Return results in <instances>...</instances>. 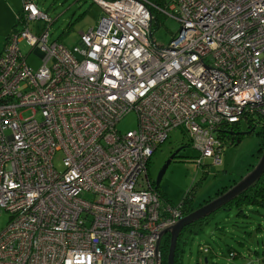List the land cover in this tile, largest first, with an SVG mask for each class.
<instances>
[{"label":"built area","instance_id":"1","mask_svg":"<svg viewBox=\"0 0 264 264\" xmlns=\"http://www.w3.org/2000/svg\"><path fill=\"white\" fill-rule=\"evenodd\" d=\"M21 1L0 53V264H160L159 235L184 214L148 163L187 127L208 173L216 130L264 120V0H94L102 16L72 48ZM154 12L180 23L166 45L152 40ZM130 111L138 126L121 132Z\"/></svg>","mask_w":264,"mask_h":264},{"label":"rangeland","instance_id":"2","mask_svg":"<svg viewBox=\"0 0 264 264\" xmlns=\"http://www.w3.org/2000/svg\"><path fill=\"white\" fill-rule=\"evenodd\" d=\"M37 8L45 12L52 20L48 27L50 40H59L67 48L79 44L80 32H86L96 26L102 16L101 7L94 0H34ZM21 0H0V45L4 42L5 32L12 30L14 18L12 9H19ZM15 7V8H14ZM159 27L153 31L152 40L166 45L178 31L180 23L166 14L161 15ZM21 52L27 55V63L36 71L41 65V58L30 52L29 45L19 43ZM24 117L32 115L30 110L22 112ZM39 117V115H37ZM137 115L134 111L126 113L117 123L121 132L137 128ZM256 131L245 135L237 144L223 147L221 164L210 172L197 163L198 151L193 147L191 133L187 127L172 129L168 138L153 152L148 166L151 180L156 179L162 166L175 153L165 169L159 183L168 202L178 206L190 188L198 183L195 201L201 202L212 195L229 180L244 173L249 164L255 162L254 153L259 144ZM57 167L61 163L56 159ZM206 158L202 163H209ZM256 163V162H255ZM84 198L91 199L89 193ZM8 221V214H0V232ZM206 247L207 252L201 248ZM231 251V253H229ZM179 264H264V209L244 207L243 214H238L234 205L218 210L212 218L187 235Z\"/></svg>","mask_w":264,"mask_h":264},{"label":"trees","instance_id":"3","mask_svg":"<svg viewBox=\"0 0 264 264\" xmlns=\"http://www.w3.org/2000/svg\"><path fill=\"white\" fill-rule=\"evenodd\" d=\"M156 3L162 4L163 0H153ZM21 10V8H20ZM20 10L17 11L16 15L20 13ZM161 15H163L160 12H154V18L151 23V32L159 27V20L161 19ZM52 23V22H51ZM16 25V18L14 21V26ZM12 26V28H14ZM11 32V31H10ZM9 32V33H10ZM8 33V35H9ZM7 35V36H8ZM7 38V37H6ZM261 124L259 130L256 132V134L259 136V144L257 147V150L254 153L255 161L259 158V156L262 153V150H264V120H256L254 118H246L243 122H237V123H231V124H224L221 128L216 130V136L222 140L224 146L231 145V144H237L245 135H249L251 133H254L256 131L257 126ZM149 166V163H148ZM252 166V165H251ZM250 166V167H251ZM204 170V169H203ZM206 172V171H205ZM241 178V175H239L237 178L231 179L226 185L221 186L219 189L216 190L215 193L212 195L206 197L201 202H195V192L198 185V183H195L190 190L185 194L182 201L180 202V205L182 206V212L183 214H187L191 212L193 209L198 207L202 204V202L209 200L216 195L222 193L225 191L228 187H230L232 184H234L237 180ZM153 185L156 189V191L159 193V195L167 201V198L163 194L162 191L159 190V186H155V181L152 180ZM236 206L238 208V214H243V208L244 207H256L260 209H264V174L261 175V177L258 179V181L250 188H248L246 191L238 195L234 200L227 203L225 206H223L220 209L228 208L230 206ZM218 209V210H220ZM217 210V211H218ZM216 211V212H217ZM215 213V212H214ZM214 213L210 214L209 216L199 219L187 226H185L180 234L179 238L177 240V246L175 250V257H174V264L180 263V253L182 251V245L185 242V239L187 235L194 232V230L199 229L203 223L208 222ZM170 235L167 233L161 240L159 251H160V264H166L167 262V253H168V247L170 242ZM231 253V251H229Z\"/></svg>","mask_w":264,"mask_h":264},{"label":"water","instance_id":"4","mask_svg":"<svg viewBox=\"0 0 264 264\" xmlns=\"http://www.w3.org/2000/svg\"><path fill=\"white\" fill-rule=\"evenodd\" d=\"M174 156L175 153L172 154L171 157L162 166L160 172L158 173L155 179V186H159L162 175L165 169L167 168L168 164L170 163L171 159L174 158ZM262 174H264V150H262L261 155L257 159L256 163L253 165L251 170L241 176V178L237 180L234 184H232L222 193L216 195L215 197L209 200H206L204 203L193 209L191 212L182 216L175 223L164 228L161 231L156 243V254H158L159 252V246L162 236L168 233L170 235V242L168 247L166 264H174L177 240L179 238L181 230L185 226L199 219H203L209 216L210 214L216 212L218 209L225 206L230 201L234 200L238 195L246 191L248 188L252 187L258 181Z\"/></svg>","mask_w":264,"mask_h":264},{"label":"crops","instance_id":"5","mask_svg":"<svg viewBox=\"0 0 264 264\" xmlns=\"http://www.w3.org/2000/svg\"><path fill=\"white\" fill-rule=\"evenodd\" d=\"M4 2H5V0H3ZM15 8V7H14ZM21 8V7H20ZM20 8L19 9H12V11L13 12H15L14 13V18H13V20L11 21V26H14V21H15V18H16V13H17V11H19L20 10ZM11 31V29L9 30V31H7V32H5V39H4V42L3 43H1V45H0V53L2 52V50H3V48H4V46H5V42H6V37H7V35H8V33ZM256 162V161H255ZM255 162L254 163H251V164H249V166H247L245 169H244V173H242V174H240L241 176H243L246 172H248L249 170H251V168L253 167V165L255 164ZM252 165V166H251ZM251 166V167H250ZM237 178V177H236ZM234 179V178H233ZM230 181V180H229ZM226 185V184H225ZM205 199V198H204ZM203 199V200H204ZM202 200V201H203ZM168 201V200H167ZM205 202V201H204ZM204 202H202V203H204Z\"/></svg>","mask_w":264,"mask_h":264},{"label":"flooded vegetation","instance_id":"6","mask_svg":"<svg viewBox=\"0 0 264 264\" xmlns=\"http://www.w3.org/2000/svg\"><path fill=\"white\" fill-rule=\"evenodd\" d=\"M195 202H197V201H195ZM165 235H166V234H165ZM165 235H163L162 238H163Z\"/></svg>","mask_w":264,"mask_h":264}]
</instances>
